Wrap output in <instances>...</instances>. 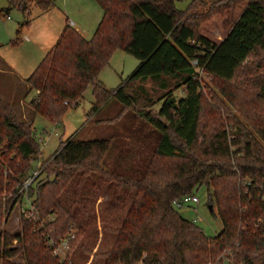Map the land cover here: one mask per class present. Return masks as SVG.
I'll return each instance as SVG.
<instances>
[{
	"label": "trees",
	"instance_id": "16d2710c",
	"mask_svg": "<svg viewBox=\"0 0 264 264\" xmlns=\"http://www.w3.org/2000/svg\"><path fill=\"white\" fill-rule=\"evenodd\" d=\"M26 1L9 3L24 14ZM32 1L42 11L53 5ZM94 2L101 19L92 35L86 38L66 24L26 77L35 92L29 108L58 120L80 103L90 85L94 101L86 116L98 114L110 99L118 101L121 110L114 119L128 110L138 120L143 135H136L139 152L142 140L154 134L147 142L149 160L132 159L117 172L102 165L113 150L112 137L60 141L42 170L44 179L29 184L38 221L24 210L21 231L9 235L3 216L20 201L18 189L29 178L40 146L31 125L18 121L0 98V145H6L0 149L13 170L0 171V264H71L68 254L67 260L54 256L48 241L59 244L72 234L69 250L73 248L83 230L78 219L86 214L83 201L99 180L114 185L113 196L124 193L110 203L129 199L120 225L113 228L112 245L101 254L102 264H264V0H193L186 10H177L174 0ZM241 3L245 7L232 18ZM225 9L230 24L221 40L197 31L208 14ZM118 49L135 57L137 65L117 88L106 89L97 78ZM200 72L219 82L218 92L237 114L221 104L226 122L209 132L199 124ZM148 80L150 89L142 84ZM181 88L185 95L176 98L174 92ZM248 92L253 100L244 103L237 97ZM201 186L221 220L215 236L182 218L171 202ZM16 255L23 263L11 262Z\"/></svg>",
	"mask_w": 264,
	"mask_h": 264
},
{
	"label": "rangeland",
	"instance_id": "374dc122",
	"mask_svg": "<svg viewBox=\"0 0 264 264\" xmlns=\"http://www.w3.org/2000/svg\"><path fill=\"white\" fill-rule=\"evenodd\" d=\"M50 1L53 5L42 11L32 0H27L25 4L28 5L29 9L28 12L23 14L17 6L10 5L9 0H0V60L20 77L26 78L32 72L43 55L48 52L49 47L54 45L56 38L59 36L58 33L66 22L69 24L71 21H75V26L72 25V27H76V30L84 36L90 37L101 19V10L94 0ZM174 1L177 10H186L193 0ZM202 1L209 2L210 0ZM244 7L245 3L238 5L233 11L232 18L238 17ZM225 11L226 9L223 12L208 14L199 23L197 31L209 40L219 41L226 34L230 24ZM136 65L137 59L135 57L123 49H118L113 52L108 63L100 70L97 80L106 89H115L134 70ZM1 66L7 68L4 65ZM241 73L240 71L239 76ZM199 74L203 93L199 124L200 128H204L205 132H209L213 130V127L219 126L220 122H226L222 107H229L234 114L236 112L235 107L228 104L226 97L218 92L217 85H220L219 82L202 72ZM247 76H250L249 78L254 77L251 74ZM142 84L147 89L151 87L150 80ZM12 91L17 96H15L14 101L12 100L14 104H9L11 112L18 121L24 122L25 126L31 125L30 129L40 146L39 152L34 158L37 161H33V167L31 168L32 171L37 169L35 181L44 179L45 175L42 170L47 168L49 157L57 150L59 142L72 136L77 140L112 137L113 150L106 154L105 162L102 165L107 164L110 168L116 167L117 172H120L122 166L125 163H130L132 159L135 163L148 162L147 142H152L151 138L154 134H152V137H148L147 141L142 140L144 141L143 150L139 152L137 147L141 143L136 140V135H143L138 128V120L133 118L128 110L123 111L124 113L120 114L118 119H114L121 110V104L118 101L110 99L101 105L98 114L92 117L86 116L94 101L90 85L84 90L83 99L80 103L73 108L66 109L60 119L54 121L30 110L28 102L34 95V90L26 89L21 94L17 93L13 83L9 85L8 81L3 80L0 76L1 100L8 104L11 100L9 97L12 96ZM174 94L176 98L185 95L182 88L175 91ZM245 95L246 97L238 93L237 97L241 100L244 99V103L253 100V93L248 92ZM21 98L25 102L23 105L20 104ZM260 106L264 107V104ZM228 128L227 124V131ZM5 146V144L0 145L3 149ZM1 151L2 149H0V171L3 174L5 171H13L7 166L5 154L3 155ZM119 155H122L123 159L120 160ZM18 161L15 159V163ZM153 161L155 160L153 159ZM117 164L118 166L120 164V167H117ZM109 184L110 182L107 180H99V185L97 187L92 186L94 188H91L88 196L85 197V201H83L86 214L83 217L78 216L83 224V230L77 233L73 248L68 252L71 264H102L101 254L107 251L114 241L113 228L120 225L129 205V199L121 200L124 195L123 191L113 196L112 193L116 188H114L113 183V186ZM20 193H22V200L20 199L14 205V209L8 213L7 218L5 215L3 216V221L5 220L6 223L2 224V227L9 235L18 234L21 231L19 218L27 208L26 200L31 202L34 198V194H30L29 187L23 189ZM193 195L197 198L198 203L184 204L183 207L176 208L177 212L182 218L196 224L206 235L215 236L221 229V220L216 215V206H213L212 214L208 209L209 204L205 186L199 187ZM113 197L121 199L110 203L109 201ZM15 243L16 241L13 244L15 245ZM217 257H223V254L221 253ZM58 259L62 260L61 257H58ZM11 262L23 263L20 255L13 257Z\"/></svg>",
	"mask_w": 264,
	"mask_h": 264
},
{
	"label": "built area",
	"instance_id": "2783aa9c",
	"mask_svg": "<svg viewBox=\"0 0 264 264\" xmlns=\"http://www.w3.org/2000/svg\"><path fill=\"white\" fill-rule=\"evenodd\" d=\"M36 170L34 169L31 173L28 179H26L23 183H22V187L19 190L20 192H22L23 189H26L27 187H29V184L34 180L35 176H36ZM172 205L173 207L176 208H181L184 206V204H189V203H198L197 198L193 195V194H186L184 196L181 197H177L172 199ZM26 206L27 208L25 209V215L27 218H30L38 221V216L36 214V209L35 206H33L32 202H29L28 200H26ZM68 238H64L62 239V241L59 244H55L52 240L48 241V244L51 246L52 252L54 256L57 257H61V259H66L67 260V254L69 252V241L72 240L74 238V236L72 234L68 235ZM227 253V252H226ZM224 254V253H223ZM68 263L69 260H68Z\"/></svg>",
	"mask_w": 264,
	"mask_h": 264
},
{
	"label": "crops",
	"instance_id": "0c3cea01",
	"mask_svg": "<svg viewBox=\"0 0 264 264\" xmlns=\"http://www.w3.org/2000/svg\"><path fill=\"white\" fill-rule=\"evenodd\" d=\"M66 24H68L67 22L65 23V25ZM65 25H63L62 26V28H61V30L64 28V26ZM68 25H74L75 26V21H71ZM75 29H76V27H75ZM61 30H60V32H61ZM60 32L58 33V35L60 34ZM59 37V36H58ZM58 37L56 38V40L58 39ZM86 37V36H85ZM87 38V37H86ZM222 39V38H221ZM220 39V40H221ZM56 42V41H55ZM52 47V45L49 47V48H51ZM1 65H4L5 67H7L6 65H5V63H3V61L2 60H0V76H1V78H3V80H5V81H8V83H9V85L11 84V83H13V87L17 90V93H22L23 92V90H25L26 91V89H28L29 90V86H28V84L25 82V79L26 78H24V77H20V76H18L17 75V73L14 71V70H12L11 68H9V67H7L6 69L4 68V67H2ZM10 70V71H9ZM34 94H35V92H34ZM15 96H17V95H14V93H13V91H12V96L11 97H9V98H11V100H10V102L8 103V104H10V105H12V104H14V103H12L15 99H16V97ZM20 96V95H19ZM1 98V97H0ZM13 100V101H12ZM23 103H25L24 102V99H20V104L21 105H23ZM30 112V111H29ZM29 121V120H28ZM30 123V122H29ZM31 124V123H30Z\"/></svg>",
	"mask_w": 264,
	"mask_h": 264
},
{
	"label": "water",
	"instance_id": "95a60500",
	"mask_svg": "<svg viewBox=\"0 0 264 264\" xmlns=\"http://www.w3.org/2000/svg\"><path fill=\"white\" fill-rule=\"evenodd\" d=\"M208 209H209L210 211L212 210V207H211V205H209V206H208Z\"/></svg>",
	"mask_w": 264,
	"mask_h": 264
}]
</instances>
